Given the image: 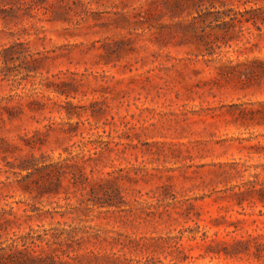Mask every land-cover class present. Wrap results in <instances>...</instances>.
<instances>
[{
  "label": "rangeland",
  "instance_id": "1",
  "mask_svg": "<svg viewBox=\"0 0 264 264\" xmlns=\"http://www.w3.org/2000/svg\"><path fill=\"white\" fill-rule=\"evenodd\" d=\"M264 264V0H0V264Z\"/></svg>",
  "mask_w": 264,
  "mask_h": 264
},
{
  "label": "trees",
  "instance_id": "2",
  "mask_svg": "<svg viewBox=\"0 0 264 264\" xmlns=\"http://www.w3.org/2000/svg\"><path fill=\"white\" fill-rule=\"evenodd\" d=\"M29 261H31V260H30V258L28 257V258L23 259L22 262H19V263H17V264H29Z\"/></svg>",
  "mask_w": 264,
  "mask_h": 264
}]
</instances>
